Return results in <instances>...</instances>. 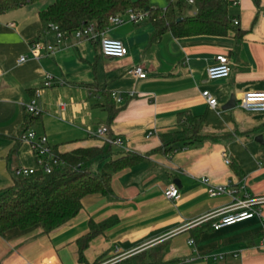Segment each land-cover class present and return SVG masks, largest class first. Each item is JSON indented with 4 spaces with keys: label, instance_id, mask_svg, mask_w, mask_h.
<instances>
[{
    "label": "crops",
    "instance_id": "0c3cea01",
    "mask_svg": "<svg viewBox=\"0 0 264 264\" xmlns=\"http://www.w3.org/2000/svg\"><path fill=\"white\" fill-rule=\"evenodd\" d=\"M51 1L0 14V189L12 184L16 168L36 166L30 144L20 138L25 126L64 152L102 146L106 141L89 132L104 125L107 136L124 139V147L111 146L118 154L113 157L131 153L140 158L112 173V194L85 195L78 213L52 231L34 225L0 235V264H80L76 239L88 231V221L111 218L84 250L88 263L101 264L117 253L132 255L143 248L161 252L150 264H264V201L257 200L264 197V111L239 106L245 91L264 90V0L229 4L230 19H237L243 31L240 38L233 32L187 37L167 32L149 44L153 27L145 18L108 24L103 30L124 43L123 57L103 56L98 39L73 33L58 45L54 33L40 37L56 48L52 53L40 49L35 57L31 43L40 33L38 11ZM217 54L230 60V73L209 79L206 67ZM20 56L25 59L19 61ZM136 65L145 77L132 72ZM46 73L53 80L44 87ZM204 89L216 98L215 106L206 103ZM112 91L120 102L113 100ZM31 98L39 113L28 122L25 104ZM180 112L200 117L203 139L190 146L177 144L167 154L154 151L161 135L180 129ZM201 177L230 184L236 192L209 196ZM171 182L179 188L174 200L163 195ZM247 198L254 200L252 208L261 209L260 216L218 229L210 222L219 216L204 219ZM214 253L225 255L212 258Z\"/></svg>",
    "mask_w": 264,
    "mask_h": 264
},
{
    "label": "trees",
    "instance_id": "16d2710c",
    "mask_svg": "<svg viewBox=\"0 0 264 264\" xmlns=\"http://www.w3.org/2000/svg\"><path fill=\"white\" fill-rule=\"evenodd\" d=\"M36 1L41 0H0V14ZM228 7L227 0H192V3L188 0H168L164 7L151 6L148 0H52L38 11L40 33L35 40L54 33L50 24H55L64 34L73 33L89 22H93L100 31L107 27L111 16L127 9L148 13L153 27L149 44L157 42L167 32L174 37L226 36L233 32L236 38H240L243 31L230 19ZM37 117L38 114L26 111V121ZM177 123L180 129L161 135V144L154 151L167 154L177 144L190 146L203 139L199 133V116L180 112ZM28 129L25 126L21 132ZM111 146L104 142L99 147H77L64 152L51 146V153L60 163L49 173L39 168L27 175L15 176L11 185L0 189V235L11 228L25 229L34 225H39L48 233L78 213L85 195L112 194V173L135 163L140 157L131 153L113 157L118 154ZM96 160L101 162V168L93 172L91 167ZM233 170L239 174L236 166ZM112 222V218L88 221V231L76 239L80 264H99V260L88 263L84 250L89 241ZM160 258L161 252L142 250L109 264H150Z\"/></svg>",
    "mask_w": 264,
    "mask_h": 264
},
{
    "label": "built area",
    "instance_id": "2783aa9c",
    "mask_svg": "<svg viewBox=\"0 0 264 264\" xmlns=\"http://www.w3.org/2000/svg\"><path fill=\"white\" fill-rule=\"evenodd\" d=\"M230 5H235L238 3V0H227ZM189 3H192V0H188ZM264 15V12H262ZM145 18H148V13L146 11H135L132 9H127L123 13L113 15L109 18V24H119L124 21L138 22ZM235 25H237L238 20H232ZM50 29L54 31L56 36V44L62 42V39L65 38V35L62 31L58 30L55 24H50ZM105 29V28H104ZM98 31L93 22L83 24L79 29L73 31V34L78 38L86 39H98L100 52L103 56L119 58L123 57L127 53V48L124 43L117 38H112L103 34V30ZM56 48V45L50 43H42L39 40H35L31 43V52L37 57L38 51L44 49L47 53H52ZM25 59V56H20L19 61ZM230 60L224 54H217L215 56L214 63L206 67V75L209 79H216L228 76L230 73ZM132 72L139 78L145 77V71L140 65L133 67ZM53 77L51 74L46 73L44 75V80L42 86H50L52 84ZM39 89H34V94H38ZM201 95L206 100V103L213 107L216 105L217 100L211 93L204 89L201 92ZM111 97L114 101L120 102L122 100L121 96L115 92H111ZM34 99L31 98L26 104V111L32 115H37L39 113L38 109L34 104ZM239 106L248 111H264V90H248L245 91L239 98ZM90 136L98 137L104 139L109 144L124 147V139L120 136H107V127L102 125L98 127L95 131L89 132ZM20 138L28 142L34 152L36 159L35 167H18L14 170L15 176L27 175L32 173L36 169L41 168L44 172L49 173L54 166L58 165L59 160L53 156L51 153V146L48 145L47 138L43 134H38L34 129H28L21 132ZM225 162L228 163V158H224ZM200 181L206 185V190L209 196H217L221 194L234 195L236 189L230 184H212L207 177H201ZM163 195L165 198L174 200L179 197V188L178 186L171 182L163 189ZM247 196V195H246ZM259 202L264 201V197L257 199ZM256 201V199H255ZM254 203L253 199L247 198L244 200H237L235 203L230 205L231 207L221 209L215 214L207 215L204 219H210L213 216H219V219L211 222L212 229H218L223 226L231 225L235 222L241 221L243 219L250 218L254 215H261V209L258 207L252 208L251 205ZM244 208V209H242ZM188 244L192 243V240L187 241ZM145 245H143L144 247ZM143 250V248H141ZM118 251L115 250V253ZM139 252V251H138ZM133 252L126 253H117L115 257L110 258L108 261H105L101 264H109L114 261L123 259ZM137 253V252H136ZM236 255V253H232ZM224 253H214L210 256L212 258H223ZM206 257V255H204ZM29 264V263H24Z\"/></svg>",
    "mask_w": 264,
    "mask_h": 264
},
{
    "label": "rangeland",
    "instance_id": "374dc122",
    "mask_svg": "<svg viewBox=\"0 0 264 264\" xmlns=\"http://www.w3.org/2000/svg\"><path fill=\"white\" fill-rule=\"evenodd\" d=\"M149 4L151 6H155V7H164L166 6V4L168 3V0H148ZM101 168V162L100 161H94L92 163V167L91 170L93 172L99 170Z\"/></svg>",
    "mask_w": 264,
    "mask_h": 264
},
{
    "label": "water",
    "instance_id": "95a60500",
    "mask_svg": "<svg viewBox=\"0 0 264 264\" xmlns=\"http://www.w3.org/2000/svg\"><path fill=\"white\" fill-rule=\"evenodd\" d=\"M232 99H233V98L231 97V99H230V101H229L230 103L233 101Z\"/></svg>",
    "mask_w": 264,
    "mask_h": 264
}]
</instances>
